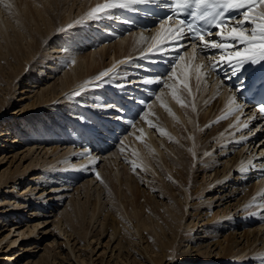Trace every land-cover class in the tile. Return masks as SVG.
<instances>
[{
    "label": "bare ground",
    "instance_id": "obj_1",
    "mask_svg": "<svg viewBox=\"0 0 264 264\" xmlns=\"http://www.w3.org/2000/svg\"><path fill=\"white\" fill-rule=\"evenodd\" d=\"M105 2L106 0H0V97L4 96L0 100V147L14 149L17 145L26 143V149L22 151L11 150L15 154L10 157L23 161L21 167L12 172L7 181L2 180L6 172L0 174V193L3 192V196L9 199L0 204V264L11 263L24 257L26 253H30V256L23 264H53L56 260L65 263V257L75 264H95L93 256L101 245L100 239L106 237L108 247L102 252L104 258L100 264L185 263L184 258H190L192 252L178 254L181 250L177 242L178 229L185 226L186 222L184 218H178L175 210L180 216H186L190 197L186 188L181 189L182 211L175 198L171 208L162 206V215L167 214L165 222L172 230H152L158 243L157 250L142 236L150 223L143 217H138L135 221L129 219V212L118 203L116 205L117 201H111L113 198L103 200L105 197L100 185L95 183L94 188H89L93 182L88 181L73 188L75 192L70 196V201L66 206L60 207L56 218L53 214L48 216L41 211L48 209L31 207L32 210L35 209L33 219L28 218L30 220L27 224H23L22 218L28 212L15 211L23 207L19 203L24 196H29L32 201L38 195L43 201L44 191L49 194L42 203L51 209L53 201L57 200L54 194L58 189L54 186L59 185L61 189L68 190L75 179L81 176V172H98L105 182L111 177H120L123 161L128 160L131 164L135 160L140 171L155 173L161 166L174 174L178 172L176 165L187 167V156L200 163L201 174L207 172L210 175L211 178L206 173L202 175L206 178L204 193L215 197L218 205L223 207L216 220L219 222L216 230H224L227 225H231L233 229L230 231L231 239L226 238L224 244L217 243L214 250L210 251V257L225 256L216 257L209 264H264V227L253 228L250 227L253 221H246L244 225H249V228L242 229L240 225L243 224L238 221L245 214L250 220L264 217V131L258 123L255 125L256 119L252 118L256 112L242 106L239 112L227 115L230 108L241 104L237 101L235 105H230L235 97L227 89L223 77L210 70L208 65L212 61L200 54L198 48L195 61L188 59V56L186 58V62L192 65L189 73L192 95L189 96L187 90L183 89L178 92L185 107L176 102L170 89H161L160 99L152 100L146 105L142 117V113L134 112L135 118L130 120L124 115L120 116V113H114L112 109L118 112L120 110L113 100L122 95L131 99V88H136V85L145 86L140 77L158 75L137 67L143 65L139 55L147 49V42L154 35L153 32L131 31L125 34L115 19L118 8L100 20L88 18V13L93 8ZM259 11L264 9H260L258 5L254 15ZM69 25L72 27L69 28ZM227 31L226 28L225 33ZM141 37L145 40L142 41ZM86 41L92 44V52L79 51ZM73 60L74 63H71ZM201 64L205 67L200 69L198 81L196 68ZM113 66H116L120 75L110 74L115 78L108 79L99 88L86 85V82H95L100 73ZM144 68L147 69L146 66ZM5 81L12 84L13 97L18 93V86L27 88L19 91L26 92L25 101L15 98V103L21 106L18 111H8L15 103L8 101L10 92L8 84L4 85ZM82 86L88 90L83 91L80 96L74 95ZM177 87L181 88L180 85ZM5 101L7 103H3ZM193 104L195 110L192 108ZM101 105L112 107L104 108ZM65 111L67 112L64 113ZM51 114H54L53 118ZM148 122L153 126H149ZM245 124L248 125L247 128L243 127ZM116 125L123 130L116 129ZM212 125V135L201 136ZM70 127L76 139L73 134H67ZM55 134L62 139L66 136L73 138L75 144L63 148H60L63 143L55 148L43 146L44 141ZM121 135H124L122 143L116 150L111 148L110 145L113 146ZM169 141L174 146H170ZM204 141L208 142L206 147L202 145ZM128 146L133 151L130 154L126 153ZM0 151L2 163L7 156H3L5 150ZM99 164L100 168H97ZM38 174H43V178L39 179ZM27 181L29 182L26 183ZM187 182V179L180 182V188ZM250 182L254 184L249 185ZM25 183L27 188L20 193L18 185ZM81 187H84V196L78 189ZM249 187L252 193L248 197ZM164 188L168 189V186L164 185ZM178 191L179 186L176 190L172 188V195L176 198ZM91 196L94 203L90 204ZM240 198L241 201L237 203ZM208 206L207 202L206 206L200 207L201 215H205ZM201 215L198 217L195 212H191V217H195L194 221L201 222ZM106 218H109L107 223ZM161 221L163 220H157V223ZM51 224L56 229H46ZM125 224H134L131 227L136 237L128 239L126 248L122 249L123 237L120 235ZM192 226L195 228V224ZM56 230L65 237L62 245L57 244L56 247L54 240L46 241L43 246L49 231ZM97 230L98 236L95 233ZM203 232L206 233L207 230L204 229ZM126 233L129 232L126 230ZM236 235L238 238H235ZM81 238L88 247V257H83L77 247ZM189 242L196 241L191 238ZM135 244H138L137 249L133 248ZM192 249L198 256L203 253L197 243ZM60 251H66L67 256ZM165 256L169 259H165Z\"/></svg>",
    "mask_w": 264,
    "mask_h": 264
},
{
    "label": "rangeland",
    "instance_id": "obj_2",
    "mask_svg": "<svg viewBox=\"0 0 264 264\" xmlns=\"http://www.w3.org/2000/svg\"><path fill=\"white\" fill-rule=\"evenodd\" d=\"M77 31L78 30H76V32ZM97 44H94V46H96ZM83 45L80 46L79 51L82 50L84 53H87V52L89 53V52H92L91 50H94V48H92V44H90V42L86 41V43H84ZM96 47H98V46H96ZM89 48H92V49H89ZM19 76H20V74H19ZM7 84H8V90L10 92L8 101L11 100V101H14V103H15V98H18L17 100H21L22 102L27 99L26 98L27 97L26 92H24V93L19 92V91H21V89H27V88H25V86H21V85L18 86V93L16 94L15 97H13L11 95L12 94V87H11L12 84L5 81L4 85L6 86ZM3 97L4 96H1L0 100H2ZM18 102H20V101H18ZM3 103H7V102L5 101ZM19 109H21V106L19 104L15 103L13 106L8 108V111H10V112L14 111V110L18 111ZM66 112L67 111H65L64 113H66ZM51 117L53 118L54 114L53 115L51 114ZM211 127L212 128L207 129L205 133H202L201 136H203L204 134H205V136H211L213 133L214 125H212ZM69 130L70 131L72 130L71 133ZM0 131H1V128H0ZM68 131L69 132L67 134L68 135L73 134L74 135V136L72 135L73 138L76 139V137H75L76 135L73 133V129L71 127L68 129ZM57 135L58 134H55V136L50 135V137L44 141L43 146H46L47 148H55L57 146H60L63 143L64 145H62L60 147V148H63L64 146L66 147V145H68V147H70L73 144H75L74 143L75 140L73 138H69L66 136V138L64 137V139H62V137L59 138ZM32 137H35V135L34 136L32 135ZM32 137L30 136L31 143H33V141H34V140H32ZM258 139H259V137L257 138V141H258ZM203 140H204V138L202 139V141ZM77 141H78V139H77ZM122 141H123V139L121 140V142L119 144H121ZM207 143H208L207 141H204V142H202V145L204 147H206ZM25 144L26 143L23 142L21 145L20 144L17 145L14 149L13 148L2 149L0 147V150H5L3 156L4 157L7 156L6 157L7 159H5L3 162L1 161L2 163H0V174L4 171L6 172V176H4L2 179L3 181H7L10 177V174L12 172L16 171L18 168H20L21 165L23 164L22 163L23 161H20V159H18V158L14 159L13 157H10L13 154H15L14 152H11V150L22 151V150L26 149ZM168 144L170 146H174V144H172L171 141H169ZM34 145H35V143H34ZM118 145H117V147H115V148L112 147V148L116 150L118 148ZM128 147H129V149L127 148L126 153L130 154L133 151H132V149H130V146H128ZM201 152H202V150H201ZM147 155H149V153H147ZM1 157H2V151H0V158ZM122 161L123 160H121V162ZM101 164H99L97 166V168H100ZM123 165L124 166L122 168H120L122 170V173H121L120 177L117 179L111 177L104 182V180H102L101 177H100V180L95 178L96 172H94V171H92L93 173H91V174H89V173L83 174V172H81L82 173L81 176L75 179L73 184L70 185V187H68V190L61 189V186H59V185L54 186V187H56V189H58V192H56L55 193L56 195L54 194V196L59 201H57L55 199L56 201H53L54 203H52V204H54V205H53V207L51 206V209H49L48 206H46L45 204L42 203L44 200H47L46 197L49 194L48 191L41 190L42 192L44 191L43 201H42V199L38 198L39 197L38 195H35L33 197L32 201H31V198L29 196H27V197L24 196V198L21 199L20 203L18 202L19 204H22L23 207L20 210H17L15 212H28L27 215L23 216V218H22L23 224H27L28 220H30L28 218L33 219L32 216L34 214L33 212H35V209L32 210L31 207H35L37 209H41V208L48 209L47 211L41 209V211H43L45 213V215H48V216H49V214H53L54 218H56L55 216L61 210L60 207L66 206V204L70 201V199H71L70 196H72V194L75 192L73 190V188L75 189L76 187L81 186V185H83V183H86L88 181L93 182L89 188H91V187L94 188L95 183H96L95 185H100L101 190H103V192H104L103 197H105V199H103V200L106 201V198H109V197L113 198L114 200L111 199V201H114V202L117 201L115 203L116 205H118V204L121 205L122 208L127 213L129 212V219H131L132 221H135L138 217H140V218L143 217V218H145L146 221H148V224L150 223V226L147 229L146 233H143L142 236H144V239H148L150 246L154 247L157 250L158 249V243L156 240V236L152 232V230L156 229V228L159 232H161L162 230H165L166 232H171V230H172L170 227H168V225L165 222V219H168L167 214L162 215L163 214L162 206L165 205V207L167 209L171 208L173 205L172 202L175 198V200L179 201L178 206L181 209L180 211H182V208H183L182 193H183V191L181 189L186 188L190 194V197L188 200L189 209H187L186 216H184V217L180 216L178 214V211H176L177 209L175 210L178 218L180 220H182V218H184V222H186L185 226L184 225H182L181 227L178 226L179 229H178L177 242L179 244V249H181L178 252V254H185L186 252H192V255L190 258H187V259L184 258L185 260H183V261H185V263H183V264H205V263L209 264V263H212V261L216 257L223 258L225 256L224 255V256L210 257V254L212 253L210 251L214 250L217 243L222 242V244H224V240L226 238H230V239L232 238L230 231H232L233 229H232L231 225H227V227L225 226L224 230H216V229H218L217 226H219V222H217L216 220L218 219V217H220L219 215L221 214L223 207H222V205H218V201L215 200V197L210 196L208 193H204V185L206 182V178L203 177L202 175H204L205 173H206L205 175H208L209 177H210V175L207 172H205L204 174H201V171L199 170L200 163H196L195 159L192 160L191 157L187 156V167L186 168L185 167H179L178 165H176V171H178V172H174V174L171 173V171H169L166 167H161V166L159 169L155 170V173H151L149 171H142V170L140 171L138 168L136 169V171H134L133 168L131 167V164L128 163V160L123 161ZM37 176L39 179L43 178V174H41V175L38 174ZM185 179L188 180L187 184L182 186L183 188L182 187L180 188V182H184ZM28 182L29 181H27L26 183H28ZM26 183L23 185H18V191L20 193H22V191H24L27 188ZM250 184L252 185V184H254V182H250L249 185ZM42 185H45V184L43 183ZM164 185L168 186V189H165ZM48 186L49 185H46L47 188H49ZM177 186H179V191L177 192V198H176L172 195V188H173V190H176ZM250 188L251 187H249V189H247L248 197L252 193ZM50 189H51V187L49 188V190ZM59 189H61V190H59ZM78 189H79V191H81L83 193L84 187H81ZM0 191H1V189H0ZM82 196H84V193L82 194ZM6 197L7 196H3V192L0 193V204H1V202H5V201L7 202V200H9V199H6ZM90 199H91L90 204L92 202L94 203L93 196H91ZM248 199H250V198H248ZM83 200H85V199H83ZM14 201H17V199H15ZM240 201H241V198L237 200V203H239ZM207 202L209 203V206H208L209 208L205 209L206 210L205 215H201L202 213L200 212V207L203 205L206 206ZM220 202L222 203L223 201H219V203ZM5 206H7V205H5ZM90 206H87V208L88 207L90 208ZM52 208H54V209H52ZM115 209H117V208H114V210ZM192 211L195 212V214L198 217L200 215L202 216L203 219L201 222L198 220L194 221L195 217H191ZM158 215H162V216H158ZM38 216L40 218H43L40 215H38ZM47 219H52V218H47ZM100 219H102V218H100ZM102 220H104V218ZM108 220H109V218H106L105 222L107 223ZM157 220H163V221H161L160 223H157ZM154 221H155V223H154ZM238 221L243 224V225H240L242 229L249 228V225H244V223L246 224L247 222H252V221H253V223H251L250 227H253V228L254 227H264V217H259V218L255 217L252 220H250L249 217L245 214L244 216H242V219H238ZM120 223H122V222H120ZM197 223H198V225H196ZM10 224H11V222H10ZM193 224H195V228L192 226ZM132 225H134V224H131V226ZM24 226H26V225H24ZM131 226H129V224H125L124 226H122L125 228L121 231V235H120L123 237L121 239L122 249L126 248L128 239L132 240L136 237L134 235V233L132 232L133 229ZM46 229H49L51 231L52 229H56V228L53 227V224H51V225L46 226ZM204 229L207 230L206 233L203 232ZM219 229H221V228H219ZM126 230L129 233H126ZM214 230H216V231H214ZM50 231L47 235V239L44 240L43 246L46 244V241L53 242L54 240H56L55 241L56 247L58 246L57 244L62 245V241H64L65 237L63 235H59L58 230H56L55 232L54 231L50 232ZM142 231H144V229ZM97 232H98V230L95 232L97 234L96 236H98ZM5 233H7V231ZM191 233H193L192 237H191ZM195 237H199V238H195ZM191 238H194L196 241L195 243L199 244V246L202 248L203 253L201 254V256H198V254L194 251V249H192L194 247L195 243L189 242ZM235 238H238V235H236ZM107 239H108V237L100 239L101 245H99V248L97 249L96 255L93 256L94 257L93 259L94 260L96 259L95 264L102 263V259L104 258V253H102V252L105 250L106 247H108L107 243H106ZM82 240H83V238H81L79 240V244L77 247L80 248V252L82 253L83 257H88V247H87V245L84 244V242ZM182 241H184L183 244H181ZM29 242L31 243V241H29ZM188 243H189V246H187ZM180 244H181V246H180ZM1 246H2V244H0V248H1ZM137 247H138V244H135V246H133L134 249H137ZM183 247H186V248L182 249ZM60 252L62 255L67 256L66 251H60ZM215 253H214V255H215ZM100 254H102V255L99 256ZM28 256H30V253H26V255L24 257H20L19 259L14 260L11 263H6V264H23L25 262V259L26 260L28 259L27 258ZM167 258L169 259L168 256H165V259H167ZM63 261L65 263H62V261L60 262L59 260H56V262L53 264H75L73 262V260L70 261L68 257H65ZM88 264H89V262H88Z\"/></svg>",
    "mask_w": 264,
    "mask_h": 264
},
{
    "label": "snow or ice",
    "instance_id": "obj_3",
    "mask_svg": "<svg viewBox=\"0 0 264 264\" xmlns=\"http://www.w3.org/2000/svg\"><path fill=\"white\" fill-rule=\"evenodd\" d=\"M155 0H106L104 4L98 5L88 13V18L92 20H100L111 14L113 9H127L129 5L154 3ZM259 5L260 9H264V0H171V3L165 6L170 9V15L158 23L160 29L157 36L147 42L146 51L153 55L157 53H165L168 48H182L185 44L190 45L188 59L195 61L197 58V48L200 49V54L205 55V58L212 61L208 67L211 71L219 75L223 68L231 69V76L239 73L246 64H258L264 62V11L254 12ZM189 7H194L191 15L198 20L204 21V25L196 27L189 24L184 18H181V10ZM228 10H243L238 17H226L225 13ZM173 22L172 26L168 22ZM72 25H69L71 28ZM228 31L225 34L224 29ZM185 29L187 36L185 35ZM147 30V29H145ZM215 35L217 39H206ZM144 41L145 38L141 37ZM187 50V49H186ZM174 63L168 73L161 76L145 75L140 77L143 85L148 86L154 83L160 85V89H170L172 97L181 106L185 107L184 101L178 92L187 90L189 96L192 95V90L189 88V73L192 65L186 62L184 52L177 51L173 57ZM153 63L157 61L153 60ZM74 63V60L71 61ZM121 63H124L121 61ZM146 72L151 69H145L143 65H137ZM205 67L201 64L196 68L197 80H200V69ZM115 73L117 76L116 66L100 73L95 82H86L94 88H99L102 83H107L108 79L115 77L110 75ZM231 76L226 75L223 79H230ZM172 81V83H169ZM132 81H129L131 83ZM180 85L181 88H178ZM121 85H117L120 87ZM87 87L82 86L81 90L74 93L76 96L82 95L83 91H87ZM162 93L157 92L156 99H160ZM141 103H144L141 101ZM236 101L233 98L230 105H235ZM101 107L109 108L111 105H101ZM195 110V105H192ZM242 105L235 108H230L227 115H232L234 112H239ZM260 112L264 113V105L259 106ZM143 116V113L141 117ZM227 118V116L225 117ZM149 126H153L148 122ZM243 127L247 128L245 124ZM163 134V132H161ZM133 155H136L135 153ZM131 166L136 171L138 165L135 160L131 162ZM95 178L100 180L99 173H95Z\"/></svg>",
    "mask_w": 264,
    "mask_h": 264
}]
</instances>
